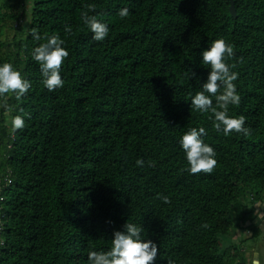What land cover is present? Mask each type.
<instances>
[{"label":"trees","instance_id":"trees-1","mask_svg":"<svg viewBox=\"0 0 264 264\" xmlns=\"http://www.w3.org/2000/svg\"><path fill=\"white\" fill-rule=\"evenodd\" d=\"M232 1L234 14L230 0H0V61L31 84L6 96L23 128L0 111V264H88L125 222L156 243L151 264H244L230 236L264 197V0ZM82 11L108 25L103 40ZM52 33L68 55L49 91L31 50ZM217 37L232 46L229 114L247 135L217 132L190 104ZM194 126L215 150L210 172H189L177 143Z\"/></svg>","mask_w":264,"mask_h":264},{"label":"clouds","instance_id":"clouds-1","mask_svg":"<svg viewBox=\"0 0 264 264\" xmlns=\"http://www.w3.org/2000/svg\"><path fill=\"white\" fill-rule=\"evenodd\" d=\"M88 9L94 7L87 5ZM129 14V9L124 6L116 11V15L124 18ZM81 22L91 33V39L100 41L109 32L108 25L97 18L95 14L82 11ZM66 32L71 28L65 26ZM32 36L36 40L41 37L35 31ZM63 39L57 33H52L45 40L38 43L31 50V57L38 63L41 82L49 91L60 88L63 80L60 76V66L63 58L68 53ZM207 46L200 51V62L207 66L205 79L200 83L199 90L190 95V104L193 110L199 113H210L211 126L220 133L228 135L230 131L247 135L249 129L244 125L243 115H230L229 105L239 103L240 96L233 82L237 73L232 70V65L226 62V57H231L232 46L226 43L223 37H217L206 42ZM31 87L30 81L23 78L19 71L7 61H0V111L10 115V131L23 128L24 115L13 114L6 103L7 94L20 99ZM220 89V91H218ZM206 130L203 126L189 127L178 138V145L187 162V170L196 173L201 170L210 172L216 163L214 148L205 143L203 137ZM135 163L141 165L139 158ZM161 199L167 200L166 196ZM157 245L151 239L144 238V230L140 224L125 222L122 230L114 229L111 233L110 246L106 249H90L87 252L88 264H151L157 255ZM175 264V261H169ZM252 264H258L253 260Z\"/></svg>","mask_w":264,"mask_h":264},{"label":"crops","instance_id":"crops-1","mask_svg":"<svg viewBox=\"0 0 264 264\" xmlns=\"http://www.w3.org/2000/svg\"><path fill=\"white\" fill-rule=\"evenodd\" d=\"M255 216L251 220H246L243 224H239L231 233L230 242L239 243L241 245L242 252L245 250L244 242L247 240L255 238L259 244L253 243L250 246L253 250L247 255V257L242 253V260L244 264L247 259L252 264L253 260H256L258 264H264L262 261L264 254V245L261 240H258V236L264 230V200L255 201L254 204ZM262 244H261V243Z\"/></svg>","mask_w":264,"mask_h":264},{"label":"rangeland","instance_id":"rangeland-1","mask_svg":"<svg viewBox=\"0 0 264 264\" xmlns=\"http://www.w3.org/2000/svg\"><path fill=\"white\" fill-rule=\"evenodd\" d=\"M10 32H12V29L10 30ZM9 34H11V33H9ZM8 34V35H9ZM263 200H264V197L262 198ZM221 239V241H222V244L225 246L226 244H228V240H229V236H228V234H223V235H221V237H220ZM258 240H261L262 241V243H263V245H264V230L261 232V234L258 236ZM253 243H255V244H259V242L258 241H256V239L255 238H253V239H250V240H247L246 242H244L243 244H244V247H245V250L242 252L246 257H247V255H249L251 252H252V248L250 247V246H252V244ZM261 243V242H260ZM261 243V244H262ZM260 245V244H259ZM264 249V248H263ZM262 256H263V263H264V254H262ZM245 264H251L250 262H249V260L247 259V262L245 263Z\"/></svg>","mask_w":264,"mask_h":264},{"label":"water","instance_id":"water-1","mask_svg":"<svg viewBox=\"0 0 264 264\" xmlns=\"http://www.w3.org/2000/svg\"><path fill=\"white\" fill-rule=\"evenodd\" d=\"M229 9H230L231 13L234 14L235 10H234V6H233V1L232 0H230Z\"/></svg>","mask_w":264,"mask_h":264}]
</instances>
